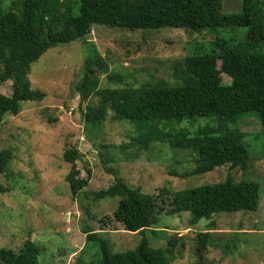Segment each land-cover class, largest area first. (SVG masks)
<instances>
[{
	"label": "rangeland",
	"instance_id": "obj_1",
	"mask_svg": "<svg viewBox=\"0 0 264 264\" xmlns=\"http://www.w3.org/2000/svg\"><path fill=\"white\" fill-rule=\"evenodd\" d=\"M240 8L241 0H223L224 14ZM219 38L240 42L244 33L220 29L193 34L174 28L129 31L95 26L85 40L59 44L35 62L28 81L46 98L39 103H22L21 113L7 114L0 128V151L11 150L14 155L10 168L0 174L1 186L9 189L0 193V249L18 251L30 240L41 248V264H97L102 258L99 246L86 242L84 229L90 227L100 233L111 242L115 253L135 249L144 237L124 230L114 220L120 199L98 200L99 191L122 179L131 188L159 195L161 189L174 193L231 177L236 184L246 181L259 185L261 199L256 212L220 213L196 225L191 224L189 212L162 214L155 226L159 232L147 231L145 237L153 248L170 247L171 264H264V133L257 115L243 114L236 123L216 116L169 122L167 131L185 130L191 135L204 127L238 128L244 133L251 158L245 170L226 165L182 179L176 174L195 168V154L173 150L161 142L153 143L148 151L122 149L121 145L138 135L135 124L115 122L110 116L102 128L93 129L97 134L88 138L75 92L84 75V64L94 51L108 65V74L98 73L100 88L176 87L183 83L185 57L211 52V43ZM112 74L122 76L123 82L110 81ZM223 81L231 83L225 75ZM12 92L11 81L0 87V93L7 97ZM88 103L97 104V97L83 102L84 110ZM69 149L79 153L76 166L81 177L86 178L91 171L89 186L76 197L65 180L71 164L63 155ZM207 231L208 244L200 261L198 236Z\"/></svg>",
	"mask_w": 264,
	"mask_h": 264
},
{
	"label": "trees",
	"instance_id": "obj_2",
	"mask_svg": "<svg viewBox=\"0 0 264 264\" xmlns=\"http://www.w3.org/2000/svg\"><path fill=\"white\" fill-rule=\"evenodd\" d=\"M0 0V87L12 82V96L0 93V128L7 114L17 116L24 102L39 103L46 98L42 91L31 88L28 76L32 65L48 50L59 44L85 40L93 27L106 26L129 31L181 29L193 34L220 29L239 30L242 41L219 38L212 50L184 59L183 83L176 87L143 85L139 88H100L98 73L108 74V65L93 52L85 64L82 80L75 92L86 136L97 134L110 116L115 122L135 124L138 134L122 149L148 151L153 143H166L171 149L196 155V166L190 172L176 174L186 179L215 171L226 165L247 168L250 156L244 133L238 128L204 127L193 135L167 131L169 122L181 123L198 117L216 116L236 123L241 115H257L264 133V1L241 0L238 12L224 14L223 0ZM230 78L225 84L223 76ZM110 81L123 82L120 75H109ZM97 97V104L82 103ZM53 121V119H51ZM164 126L163 129L160 126ZM93 134H90L91 132ZM99 132V131H98ZM95 140V139H94ZM71 164L65 180L76 197L89 186L91 171L82 178L77 169V150L63 155ZM11 150L0 151V174L11 166ZM0 184V193H7ZM98 200L119 198L113 218L124 230L144 237L133 250L113 252L112 244L90 227L84 229L86 242L99 246L101 260L97 264H171V250L153 248L145 233L159 232L155 226L160 215L191 214L196 225L220 213L256 212L261 199L259 185L242 181L202 185L159 195L143 193L118 179L107 190L96 193ZM213 230V229H210ZM198 236L197 256L203 260L207 235ZM171 246V243H170ZM83 252V250H82ZM41 248L28 240L18 250L1 248L0 264H41ZM74 264H80L78 262Z\"/></svg>",
	"mask_w": 264,
	"mask_h": 264
}]
</instances>
